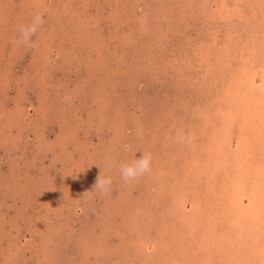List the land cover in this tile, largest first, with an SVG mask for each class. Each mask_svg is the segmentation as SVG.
<instances>
[{
	"label": "rangeland",
	"instance_id": "rangeland-1",
	"mask_svg": "<svg viewBox=\"0 0 264 264\" xmlns=\"http://www.w3.org/2000/svg\"><path fill=\"white\" fill-rule=\"evenodd\" d=\"M0 264H264V0H0Z\"/></svg>",
	"mask_w": 264,
	"mask_h": 264
},
{
	"label": "clouds",
	"instance_id": "clouds-1",
	"mask_svg": "<svg viewBox=\"0 0 264 264\" xmlns=\"http://www.w3.org/2000/svg\"><path fill=\"white\" fill-rule=\"evenodd\" d=\"M44 16L40 12H36L28 24H19L17 31L19 33L18 43L28 48L37 47L38 41L34 40L40 28L44 25ZM152 155L149 152H142L139 158L134 157L127 163H122L119 166V175L123 183L129 184L135 182L144 176L148 175L152 171ZM113 185V178L111 176H104L102 178L101 173L97 177L94 184V190L101 192H108Z\"/></svg>",
	"mask_w": 264,
	"mask_h": 264
}]
</instances>
